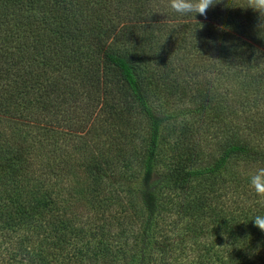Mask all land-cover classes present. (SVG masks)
Segmentation results:
<instances>
[{"label": "trees", "instance_id": "trees-1", "mask_svg": "<svg viewBox=\"0 0 264 264\" xmlns=\"http://www.w3.org/2000/svg\"><path fill=\"white\" fill-rule=\"evenodd\" d=\"M242 2L219 0L196 19L168 0H0V223L17 233V262L63 264L67 233L97 234L104 249L112 233L126 241L111 258L120 264H179L185 249L187 264H264V231L251 219L264 215V195L247 181L264 166V17ZM65 115L80 126L62 129ZM132 117L146 133L138 187L118 146L131 130L110 129ZM186 119L216 125L206 141L217 153L190 145L186 165L159 170L164 132L184 138ZM55 133L73 145L53 153ZM222 190L239 200L212 208ZM172 192L177 240L157 219ZM119 207L112 228L106 215Z\"/></svg>", "mask_w": 264, "mask_h": 264}, {"label": "rangeland", "instance_id": "rangeland-1", "mask_svg": "<svg viewBox=\"0 0 264 264\" xmlns=\"http://www.w3.org/2000/svg\"><path fill=\"white\" fill-rule=\"evenodd\" d=\"M248 103V102H247ZM254 112V114L251 113ZM259 112L256 109V107H252L250 109V112H248L247 114H252V115H257ZM39 118H44L46 116V114H41L38 115ZM65 122L67 124H69L68 128H62V129H67V130H71L72 127L76 128L80 125H78L81 121L78 118V115H65ZM82 117V115L80 116ZM63 116H61L60 118H58V120H62ZM115 118V116H113V119ZM58 122H62V121H57ZM186 128L188 126L189 132L186 133L187 136H185L184 138H178V134H176V131L172 130V129H168L164 132V136L160 141V145H159V159H160V163L158 164L159 166V170H164L167 168H171L173 165V161L175 160L178 164L181 165H186V163L188 162L189 159L191 158H186L184 156V150L187 148L189 149L190 145H194L192 150L197 149L200 146H206L208 147L207 149H205V152H208L210 150V148L212 150H210L209 152L210 155H214L217 152L216 151V144L213 145L211 147V142L209 143V141L207 140V137L211 136V133L209 132L210 130H212L213 127H215V124H212L210 127V122L207 119H204L203 121L200 120H194V119H186ZM28 124L32 125V124H37L35 123L34 119L31 120V122H29ZM59 125V124H58ZM260 125L262 126V131L260 132V135H262V133H264V122L260 123ZM112 128V135H115L116 133H120V129L119 128H126V129H130L131 131L129 133L126 134V136L124 137H120L118 138L119 140V144L118 146L126 149V152L129 154V156L127 157L129 163L126 164V167L124 169L125 171V175L127 178V182L129 181L130 184L132 183L134 186H137V181L139 180L141 173H142V165H141V160L138 157V155L145 151L146 147H145V139L146 138V133L145 130L143 128V123L140 122L138 120V118H130L129 119V124L127 127H122L120 125H112L110 127V129ZM35 129V128H34ZM73 133V132H71ZM42 134L41 131L39 130L38 133V137L41 138ZM110 137V136H107ZM72 136H69L68 134H64V136L60 137H56V133L54 135H51L48 138V141L50 142L49 146L52 147L54 146V150L53 153H57L58 151H60L62 148L61 146H64L66 148L71 147V145H73V143L71 142ZM110 142H107L106 144L108 145ZM181 144H186L183 146L186 147H182L181 148ZM189 146V147H188ZM113 149V148H112ZM181 152V153H180ZM178 153H180V156L178 157ZM195 154L199 155L197 152H195ZM107 158L110 160V162H114L115 161V156L111 155V154H107ZM56 159L59 158L54 156ZM194 158H196V156H194ZM193 162H196V160H193ZM191 166L196 167V165L192 164ZM82 167V166H81ZM80 173V175H83L82 172H84L83 169H78ZM111 178V177H109ZM131 184V185H132ZM138 187V186H137ZM214 193V192H212ZM223 195L220 196V200H218V203L213 204L211 203V207L212 208H221V209H225L224 204L225 203H233V196L235 198H237V200H239V196L235 195L234 192H230V191H226V190H222ZM180 195H176V193L172 192V194H169L167 196L166 199H164V203L165 205L163 206V209H168V212L166 210H162L159 214V216L157 217L158 219V226L161 227L163 226L164 229H166V232H168L173 238H175L177 240L178 235L175 234V232L177 231V226L174 224L173 220L171 219L175 213L176 207H177V203L180 199ZM79 205H82V203L80 202ZM83 206V205H82ZM76 206L73 205V208H75ZM122 208L119 207L118 209L115 208L113 210H111L112 212H110V214L108 213L106 215V219L111 221L112 223V228H114L115 226H117V222L120 221V216L118 214V210ZM75 215L73 217L76 216L77 220H85L87 217V212L86 209L84 207H78L76 210V213H74ZM208 214V213H207ZM213 213L210 212V215H212ZM207 216H205L206 218ZM75 221L74 223L76 224L78 221ZM87 222V221H86ZM85 222V223H86ZM79 224V223H77ZM121 226H125L126 223L125 221H123L121 224ZM0 227L4 230H8L9 234L7 235V237H5V233H4V239H3V244L0 246V264H23L20 263L19 261L17 262V260L19 258V255L13 250L15 249V244H16V238L17 237V233L12 232L10 229L5 228L4 226L1 225L0 223ZM85 227H87V224L85 225ZM116 228V227H115ZM173 228V232L170 231V229ZM106 229V228H105ZM104 229V230H105ZM113 230V229H112ZM24 232L26 235H28V232L26 229H24ZM75 232V231H74ZM23 233V232H22ZM78 234H80V232H78ZM66 240L69 241L67 247L64 250H61V255L63 256V260L61 263L63 264H120L119 260H117L116 262H112L111 258H114L115 253L118 251V249L124 247L126 244V241H124V238L121 236H117L116 238H113L112 233L107 234V239L105 241V244H107V248L104 249L102 247V242H100L98 240V236L97 234L95 235H91L88 233V235H82V237L80 235H76L75 233H67L66 235ZM0 239H2V236L0 235ZM129 243V241H127ZM7 247V250L4 248ZM127 247V246H126ZM103 248V249H102ZM187 249H185L183 251V253L178 254L176 262H179V264H187V261L185 260L186 256L192 255L191 251H188L187 253ZM178 251H176L174 254L176 255ZM2 255V256H1ZM118 257V256H117ZM116 257V258H117ZM171 258V256H170ZM192 259V257H190ZM11 261H14L13 263H11ZM17 262V263H16ZM185 262V263H184ZM178 264V263H177Z\"/></svg>", "mask_w": 264, "mask_h": 264}, {"label": "clouds", "instance_id": "clouds-1", "mask_svg": "<svg viewBox=\"0 0 264 264\" xmlns=\"http://www.w3.org/2000/svg\"><path fill=\"white\" fill-rule=\"evenodd\" d=\"M217 3L219 0H168L167 7L180 16H190L197 19L198 16L206 17L209 10ZM239 5L250 7L264 17V0H243ZM247 181L253 192L264 195V166L254 168L248 174ZM251 219L256 227L264 231V215L257 214Z\"/></svg>", "mask_w": 264, "mask_h": 264}]
</instances>
